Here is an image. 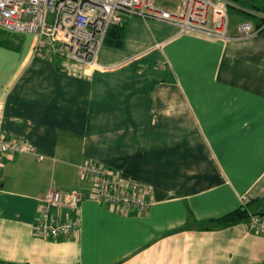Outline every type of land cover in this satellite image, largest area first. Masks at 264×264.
<instances>
[{"label": "crops", "instance_id": "1", "mask_svg": "<svg viewBox=\"0 0 264 264\" xmlns=\"http://www.w3.org/2000/svg\"><path fill=\"white\" fill-rule=\"evenodd\" d=\"M239 16L227 40L129 17L123 46L105 40L87 72L0 27L3 133L44 157L1 166L0 264H264L247 219L216 222L243 196L264 215V30L239 37ZM90 161L150 187L154 205L126 215L91 199ZM52 188L81 197L82 225L44 239Z\"/></svg>", "mask_w": 264, "mask_h": 264}, {"label": "built area", "instance_id": "2", "mask_svg": "<svg viewBox=\"0 0 264 264\" xmlns=\"http://www.w3.org/2000/svg\"><path fill=\"white\" fill-rule=\"evenodd\" d=\"M166 0H0V27L15 33L35 35L36 52L55 55L78 65L85 72L96 64L110 28L121 24L124 17L157 20L177 28L179 35L200 34L216 40H227L230 14L226 0H181L175 12L158 2ZM239 37L250 38L264 30L252 22L238 26ZM5 103L0 102V169L5 159L33 153L34 147L25 141L9 138L3 133ZM85 180L93 184L90 198L111 205L124 214H142L153 205L152 189L128 181L113 170L96 162L80 166ZM81 197L50 189L41 200L35 235L57 239L79 231L82 225L79 204ZM250 203L240 198L242 208ZM247 221L255 233L264 235V215L249 214Z\"/></svg>", "mask_w": 264, "mask_h": 264}, {"label": "trees", "instance_id": "3", "mask_svg": "<svg viewBox=\"0 0 264 264\" xmlns=\"http://www.w3.org/2000/svg\"><path fill=\"white\" fill-rule=\"evenodd\" d=\"M228 10H234L241 13L248 21L260 28L264 24V4L262 0H226ZM130 16H125L122 23L113 25L109 31L106 42L115 47H122L127 28V22ZM248 206L240 208L238 212L230 214L216 222L222 225H232L248 218Z\"/></svg>", "mask_w": 264, "mask_h": 264}, {"label": "rangeland", "instance_id": "4", "mask_svg": "<svg viewBox=\"0 0 264 264\" xmlns=\"http://www.w3.org/2000/svg\"><path fill=\"white\" fill-rule=\"evenodd\" d=\"M158 4L165 7L167 10L171 12H175L178 9H180V7L182 6V1L181 0H166L164 2L159 1ZM230 19H231V27H233L235 22L241 20V17L239 16L238 12L234 10H230ZM33 36L37 40V37L35 35Z\"/></svg>", "mask_w": 264, "mask_h": 264}]
</instances>
